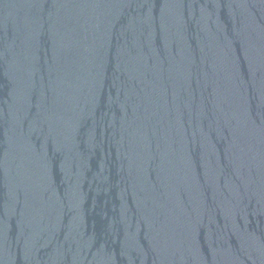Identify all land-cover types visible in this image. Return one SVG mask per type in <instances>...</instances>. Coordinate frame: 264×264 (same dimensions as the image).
<instances>
[{"label": "water", "instance_id": "obj_1", "mask_svg": "<svg viewBox=\"0 0 264 264\" xmlns=\"http://www.w3.org/2000/svg\"><path fill=\"white\" fill-rule=\"evenodd\" d=\"M0 264H264V0H0Z\"/></svg>", "mask_w": 264, "mask_h": 264}]
</instances>
